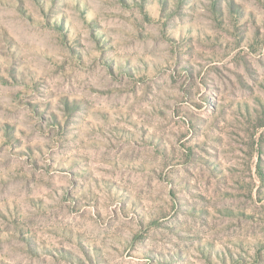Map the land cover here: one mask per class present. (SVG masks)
Wrapping results in <instances>:
<instances>
[{"label": "rangeland", "instance_id": "obj_1", "mask_svg": "<svg viewBox=\"0 0 264 264\" xmlns=\"http://www.w3.org/2000/svg\"><path fill=\"white\" fill-rule=\"evenodd\" d=\"M0 264H264V0H0Z\"/></svg>", "mask_w": 264, "mask_h": 264}]
</instances>
